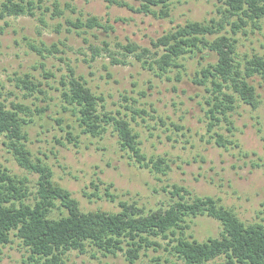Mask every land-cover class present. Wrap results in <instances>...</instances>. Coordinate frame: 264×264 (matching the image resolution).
I'll list each match as a JSON object with an SVG mask.
<instances>
[{
    "label": "rangeland",
    "instance_id": "rangeland-1",
    "mask_svg": "<svg viewBox=\"0 0 264 264\" xmlns=\"http://www.w3.org/2000/svg\"><path fill=\"white\" fill-rule=\"evenodd\" d=\"M137 6L134 0H121ZM44 8L35 17H7L0 21V101L7 108L22 103L34 113L25 127L28 148L33 159H41L53 172L54 181L71 192L82 211L118 212L119 202L136 203L146 210L165 208L171 203L173 185L184 187L193 196H211L233 210L245 223L264 224V86L258 79L252 83L260 104L252 109L238 103L231 119L233 130L224 124L220 132L238 146L218 147L209 143L202 110V87L191 82L200 58H187L181 81L155 77L142 68L120 45L128 43L149 48L151 40L186 21H208L221 16L217 0H173L168 18L134 13L125 7L109 5L104 0H58L63 15L55 16L53 0H43ZM67 5L69 7H67ZM95 16L112 27L104 31L67 32V21ZM43 19V22H40ZM229 29V27H228ZM239 32L237 52L264 56V20L261 29L251 25ZM109 43L111 53L128 64H112L106 52L91 59L92 46ZM31 46L52 48L54 53L40 56ZM122 53L126 55L123 57ZM210 61H214L210 58ZM205 64V62L203 61ZM97 96L104 99L108 112L124 116L139 135L147 156H163L170 165L166 175L139 168L120 151L116 137L107 132L102 138L80 133L74 117L63 110L60 81L68 69ZM28 76L40 83L42 94L28 96L17 87L16 78ZM68 126L75 141L68 142ZM0 136V167L10 174L27 178L34 200L37 175L19 167ZM110 193L114 200L106 196ZM59 210L53 215L58 216ZM220 224L209 217L193 220L190 234L198 241L216 237ZM162 248L149 250L134 264H154L153 258L167 256ZM27 250L18 239L0 247V264H31ZM66 264H129L123 254L94 259L90 254L70 252Z\"/></svg>",
    "mask_w": 264,
    "mask_h": 264
},
{
    "label": "trees",
    "instance_id": "trees-1",
    "mask_svg": "<svg viewBox=\"0 0 264 264\" xmlns=\"http://www.w3.org/2000/svg\"><path fill=\"white\" fill-rule=\"evenodd\" d=\"M109 5L125 7L134 13L168 18L173 0H134L137 6L121 0H104ZM219 19L186 21L170 31L151 40L153 50L128 43L121 49L141 64L142 68L170 80L175 71V80L181 81L186 72L187 58H200L191 82L202 87V110L209 136V143L227 148L238 146L226 138L220 128L233 130L231 119L239 102L258 108L260 101L253 81L258 79L264 86V56L253 53L240 56L237 52L239 32H246L251 25L261 29L264 20V0H217ZM43 0H0V21L7 17H35L42 8ZM55 16L63 15L58 0H53ZM67 7H69L67 5ZM43 22V19H40ZM73 30H112L100 23L97 17L67 21ZM229 27V29H228ZM103 46L90 45L91 59L106 52L112 64H128L115 57L109 43ZM40 56L53 54L52 48L31 46ZM123 57H126L122 53ZM213 58L214 61H210ZM61 79L60 96L63 110L74 117L80 133L91 138H102L109 131L116 137L120 151L139 168L166 175L170 170L163 156H147L141 148L139 135L130 122L119 113L114 115L105 109L104 99L95 95L74 70ZM17 87L28 92L42 94L40 83L28 76L16 78ZM34 113L22 103H11L7 108L0 101V136L16 164L29 173L37 175L34 200L26 177L12 175L0 167V247L18 239L27 250L31 264H66L68 253L90 254L96 259L116 257L123 254L129 264H134L149 250L162 248L167 256L153 258L154 264H264V224L245 223L233 210L211 196H193L184 187L173 185L171 203L165 208L146 210L136 203L119 202L118 212L103 210L82 211L71 192L57 184L52 169L41 159H33L28 148L25 127L33 121ZM67 141H75L74 127L68 126ZM111 200L114 197L106 194ZM55 210L59 215L54 216ZM264 215V203L262 204ZM209 217L220 224L216 237L204 241L190 234L193 220Z\"/></svg>",
    "mask_w": 264,
    "mask_h": 264
}]
</instances>
